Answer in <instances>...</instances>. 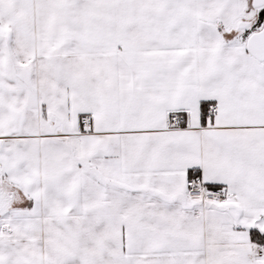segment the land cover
<instances>
[{"label": "snow or ice", "instance_id": "6c2138e0", "mask_svg": "<svg viewBox=\"0 0 264 264\" xmlns=\"http://www.w3.org/2000/svg\"><path fill=\"white\" fill-rule=\"evenodd\" d=\"M0 264H264V0H0Z\"/></svg>", "mask_w": 264, "mask_h": 264}]
</instances>
